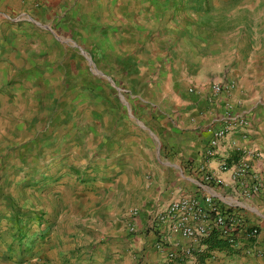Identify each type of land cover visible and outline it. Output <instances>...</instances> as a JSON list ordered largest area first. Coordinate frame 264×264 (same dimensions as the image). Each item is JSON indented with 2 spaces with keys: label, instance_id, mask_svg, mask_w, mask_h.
I'll list each match as a JSON object with an SVG mask.
<instances>
[{
  "label": "crops",
  "instance_id": "1",
  "mask_svg": "<svg viewBox=\"0 0 264 264\" xmlns=\"http://www.w3.org/2000/svg\"><path fill=\"white\" fill-rule=\"evenodd\" d=\"M241 6L247 4L0 0V82L21 73L24 88H47L46 76L58 84L69 61L50 58L73 59L74 71L86 75L71 82L78 99L61 101L54 122L51 114L48 123L33 115L40 131L30 129L25 157L14 163L28 173L18 169L2 183L0 264H170L188 241L156 216L182 194L211 195L260 229L238 254L215 252L202 264H264V11L252 26L241 22ZM219 37L242 43L231 68L208 44ZM227 70L223 79L234 85L209 101L211 75ZM100 74L107 82L91 76ZM106 85L107 101L96 92ZM220 129L226 135L210 156L208 143ZM225 161L248 163L260 191L243 197L231 172L221 171ZM209 176L224 183L209 184ZM135 208L142 214L132 234L126 217ZM38 216L45 240L35 232ZM160 238L165 247L156 249Z\"/></svg>",
  "mask_w": 264,
  "mask_h": 264
},
{
  "label": "rangeland",
  "instance_id": "2",
  "mask_svg": "<svg viewBox=\"0 0 264 264\" xmlns=\"http://www.w3.org/2000/svg\"><path fill=\"white\" fill-rule=\"evenodd\" d=\"M210 2L216 1V2H222V1H234L239 2L241 4H247L244 8L241 6L240 13L241 16V22L244 24H251L253 26L254 22V15L258 12L264 11V0H209ZM259 2L257 6H254V3ZM228 11H231L230 9ZM218 28L221 30L224 29L223 26L219 25ZM214 35L209 34V37H213ZM216 38V37H215ZM220 41H210L209 45L212 43L215 46V49L213 52L215 53V56L219 58L220 60H223V62H227L228 65L231 68V63H235L237 61V54L238 51L234 48L237 45H242L241 42L236 43L235 41H222V39L219 37ZM233 44V45H232ZM232 45V47H231ZM241 50V49H239ZM241 53V52H240ZM222 58V59H221ZM53 59L57 63L59 62H67L69 63L64 64V74L58 75L60 76V81L58 84L52 85L49 83V76H46L44 79L47 81V88L43 89H31V88H24L23 86V77L21 76V73H14L12 76H10L7 79V83L0 82V188L2 187V183H7V181L15 175V172L20 169L24 173H28L27 171H24V168H18L19 165L14 164L18 160H23L25 157L24 149L27 146V143L32 138V132L36 131L37 133L40 131V125L38 121H35L33 115H39L42 114L45 118V122L48 123L46 116L51 114L52 121L54 122V117L56 114H60L62 112L60 110V107L63 105L61 104V101H77V93L78 91L75 90V88L71 85V82L74 80H77L76 77L86 76L84 74H78L74 71V68L71 67V64H74L75 60L73 59H58V58H50ZM45 59V60H50ZM217 59V60H219ZM44 63H47L45 62ZM83 63L87 64L86 59H81ZM46 65V64H44ZM29 68V67H28ZM26 69L25 66L19 68V71H22ZM101 71V70H100ZM228 71L220 73L219 75H211L213 78L210 80L211 83L214 82H221L226 81L225 77L228 75ZM51 74V73H50ZM51 76H54L51 74ZM62 76V77H61ZM93 76L98 82L103 81L107 82V79L104 74H100L98 77L97 75H91ZM223 79V80H221ZM234 82V81H233ZM93 92V91H92ZM97 96L99 98H102L103 93L106 94L104 99L107 101V85L106 89L96 91ZM87 96L88 94L85 93ZM120 94L128 98V95L130 94L129 91H126L123 87H120ZM75 96V97H73ZM30 116L31 118H28ZM31 123H27V121H30ZM53 124V123H52ZM33 131L31 132V130ZM27 132V133H26ZM37 138V137H36ZM29 175V174H28ZM26 175V176H28ZM5 185V184H4ZM2 189V188H1ZM43 214V213H41ZM42 217V215H41ZM38 216L39 228L35 230L36 234L42 233L41 227V218ZM33 220V219H32ZM34 222H37V219L34 220ZM31 224V223H30ZM37 225L36 223L32 224ZM3 232L0 229V239L3 238ZM38 240H45V236L47 234H39ZM48 239V238H47ZM4 243V242H2ZM6 246L11 247L13 244L11 241L5 242ZM13 248V246H12ZM184 253V252H182ZM251 256L254 254L250 253ZM187 254H184V257ZM194 256L193 254H191ZM242 255V254H241ZM180 256H183V254H180ZM257 257V255H255ZM178 258V256L170 257L169 259ZM186 260L188 262V258L186 257ZM170 263V260H169ZM188 264V263H187ZM191 264V263H189Z\"/></svg>",
  "mask_w": 264,
  "mask_h": 264
},
{
  "label": "built area",
  "instance_id": "3",
  "mask_svg": "<svg viewBox=\"0 0 264 264\" xmlns=\"http://www.w3.org/2000/svg\"><path fill=\"white\" fill-rule=\"evenodd\" d=\"M234 85L233 81L214 82L210 85L209 101L223 96ZM232 109L226 110L227 117L231 116ZM227 129L213 131L212 138L208 143V155H214L221 139L226 135ZM221 171L231 172V184L243 197L249 198L252 194L260 191L262 180L253 172L248 163L235 162L229 164L223 162ZM209 184L222 185L221 178L209 176L206 178ZM142 214L140 208L131 209L127 213L128 230L137 233V221ZM156 219L166 222L169 228L177 233L182 239L188 241L184 248V254L191 255L205 248L202 241L213 231L219 232L232 248L242 249L245 242L254 243L260 235V229L249 223L242 214L231 211L216 201L211 195L197 196L182 194L173 198L166 209L156 216ZM156 249L165 247L164 239H158ZM242 247V248H241ZM253 250L248 249V253ZM258 252H262L261 250ZM175 255H172L173 257ZM170 264H187L186 257L170 259Z\"/></svg>",
  "mask_w": 264,
  "mask_h": 264
},
{
  "label": "trees",
  "instance_id": "4",
  "mask_svg": "<svg viewBox=\"0 0 264 264\" xmlns=\"http://www.w3.org/2000/svg\"><path fill=\"white\" fill-rule=\"evenodd\" d=\"M202 245H204L205 248L194 253L197 261L201 264L204 263L206 259L212 257L215 252H224L228 255H234L240 252V249L232 248L217 231H213L204 239Z\"/></svg>",
  "mask_w": 264,
  "mask_h": 264
}]
</instances>
